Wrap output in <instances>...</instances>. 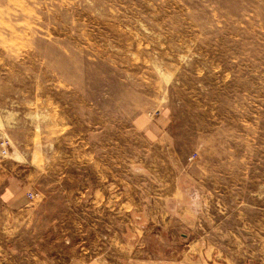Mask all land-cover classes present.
I'll return each mask as SVG.
<instances>
[{"label":"rangeland","instance_id":"374dc122","mask_svg":"<svg viewBox=\"0 0 264 264\" xmlns=\"http://www.w3.org/2000/svg\"><path fill=\"white\" fill-rule=\"evenodd\" d=\"M95 213L104 264L144 223L264 264V0H0V264H86Z\"/></svg>","mask_w":264,"mask_h":264},{"label":"crops","instance_id":"0c3cea01","mask_svg":"<svg viewBox=\"0 0 264 264\" xmlns=\"http://www.w3.org/2000/svg\"><path fill=\"white\" fill-rule=\"evenodd\" d=\"M11 193V190H9ZM21 193V192H20ZM19 193V194H20ZM12 194V193H11ZM13 197L10 199L8 204H12L13 208H22L26 205L25 196L12 194ZM19 197V199H17ZM183 206H179L180 212H186L183 210ZM94 222H86L85 227L82 225L80 228V242L83 249V259H87L86 264H104L107 258L119 255L122 258V253L119 251L123 245L122 241H126V238L122 240L120 227L117 223L113 222V215L110 216L106 221H103L101 217H98L97 213L94 214ZM137 229H133L136 241L131 243L132 255L135 259V264H199L200 255L202 254L201 245L202 240L198 243V239L195 240L191 234H180L177 244L172 243V247L182 249L181 243H186L183 246L188 247L187 250L182 251L176 256L172 255L169 257H162L155 260L153 257L143 254V251L147 245V241L152 239L151 226L147 223L137 225ZM166 228H168L166 226ZM176 229H179L178 227ZM164 228L160 230L161 239H165L163 233ZM169 229H166V233ZM127 239L131 240L129 234L126 235ZM169 238V237H167ZM128 240V241H129ZM182 241V242H181ZM190 244V245H189ZM189 245V246H188ZM204 253V252H203ZM142 256V257H139ZM198 261V262H196Z\"/></svg>","mask_w":264,"mask_h":264},{"label":"built area","instance_id":"2783aa9c","mask_svg":"<svg viewBox=\"0 0 264 264\" xmlns=\"http://www.w3.org/2000/svg\"><path fill=\"white\" fill-rule=\"evenodd\" d=\"M30 197H33V195H30Z\"/></svg>","mask_w":264,"mask_h":264}]
</instances>
